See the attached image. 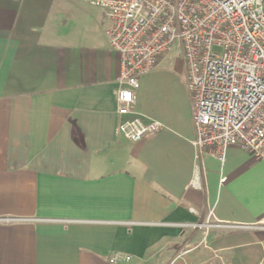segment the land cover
<instances>
[{"label": "crops", "instance_id": "0c3cea01", "mask_svg": "<svg viewBox=\"0 0 264 264\" xmlns=\"http://www.w3.org/2000/svg\"><path fill=\"white\" fill-rule=\"evenodd\" d=\"M110 23L82 0H0V264H264V158L204 152L190 185L182 58L161 56L119 117ZM134 115L162 128L116 135ZM208 222L230 226L181 225Z\"/></svg>", "mask_w": 264, "mask_h": 264}, {"label": "built area", "instance_id": "2783aa9c", "mask_svg": "<svg viewBox=\"0 0 264 264\" xmlns=\"http://www.w3.org/2000/svg\"><path fill=\"white\" fill-rule=\"evenodd\" d=\"M82 1L100 8L111 22L104 34L119 57V86L114 91L119 117L135 113L139 78L155 68L161 56L174 49L182 58L197 150L190 185L200 188L204 152L220 165L230 146L255 159L264 158L263 0ZM161 128L156 121L134 115L119 119L114 133L138 141ZM109 260L118 264L128 262L130 256L113 252Z\"/></svg>", "mask_w": 264, "mask_h": 264}, {"label": "rangeland", "instance_id": "374dc122", "mask_svg": "<svg viewBox=\"0 0 264 264\" xmlns=\"http://www.w3.org/2000/svg\"><path fill=\"white\" fill-rule=\"evenodd\" d=\"M82 6H84L85 4H81ZM86 8H87V6H86Z\"/></svg>", "mask_w": 264, "mask_h": 264}, {"label": "trees", "instance_id": "16d2710c", "mask_svg": "<svg viewBox=\"0 0 264 264\" xmlns=\"http://www.w3.org/2000/svg\"><path fill=\"white\" fill-rule=\"evenodd\" d=\"M263 3H264V0H263Z\"/></svg>", "mask_w": 264, "mask_h": 264}]
</instances>
